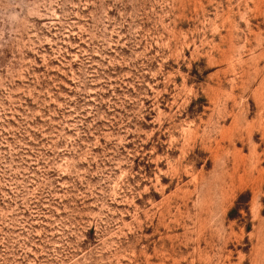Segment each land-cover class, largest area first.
I'll list each match as a JSON object with an SVG mask.
<instances>
[{
  "label": "rangeland",
  "instance_id": "obj_1",
  "mask_svg": "<svg viewBox=\"0 0 264 264\" xmlns=\"http://www.w3.org/2000/svg\"><path fill=\"white\" fill-rule=\"evenodd\" d=\"M0 264H264V0H0Z\"/></svg>",
  "mask_w": 264,
  "mask_h": 264
}]
</instances>
